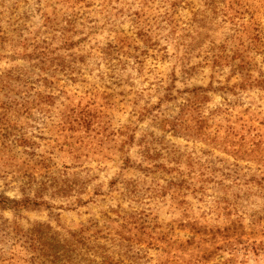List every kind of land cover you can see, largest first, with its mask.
Here are the masks:
<instances>
[{
	"label": "rangeland",
	"instance_id": "obj_1",
	"mask_svg": "<svg viewBox=\"0 0 264 264\" xmlns=\"http://www.w3.org/2000/svg\"><path fill=\"white\" fill-rule=\"evenodd\" d=\"M104 260L264 264V0H0V264Z\"/></svg>",
	"mask_w": 264,
	"mask_h": 264
},
{
	"label": "trees",
	"instance_id": "obj_2",
	"mask_svg": "<svg viewBox=\"0 0 264 264\" xmlns=\"http://www.w3.org/2000/svg\"><path fill=\"white\" fill-rule=\"evenodd\" d=\"M73 235H71V237H72ZM104 262H105V264H109L106 260H104Z\"/></svg>",
	"mask_w": 264,
	"mask_h": 264
}]
</instances>
